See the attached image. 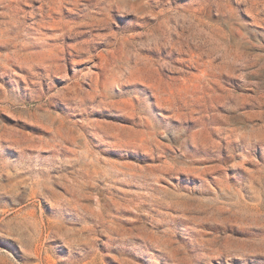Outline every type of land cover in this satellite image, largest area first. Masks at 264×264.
Masks as SVG:
<instances>
[{
  "label": "rangeland",
  "instance_id": "rangeland-1",
  "mask_svg": "<svg viewBox=\"0 0 264 264\" xmlns=\"http://www.w3.org/2000/svg\"><path fill=\"white\" fill-rule=\"evenodd\" d=\"M0 264H264V0H0Z\"/></svg>",
  "mask_w": 264,
  "mask_h": 264
}]
</instances>
